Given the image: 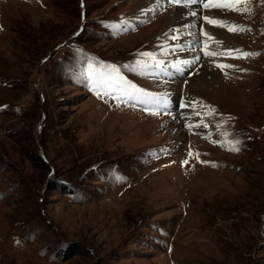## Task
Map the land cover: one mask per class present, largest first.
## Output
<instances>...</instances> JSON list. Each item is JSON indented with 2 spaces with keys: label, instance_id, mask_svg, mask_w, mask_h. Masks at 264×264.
I'll use <instances>...</instances> for the list:
<instances>
[{
  "label": "rangeland",
  "instance_id": "374dc122",
  "mask_svg": "<svg viewBox=\"0 0 264 264\" xmlns=\"http://www.w3.org/2000/svg\"><path fill=\"white\" fill-rule=\"evenodd\" d=\"M156 1L0 0V264H264V0L198 8L220 83Z\"/></svg>",
  "mask_w": 264,
  "mask_h": 264
},
{
  "label": "bare ground",
  "instance_id": "6f19581e",
  "mask_svg": "<svg viewBox=\"0 0 264 264\" xmlns=\"http://www.w3.org/2000/svg\"><path fill=\"white\" fill-rule=\"evenodd\" d=\"M157 1H159V0H157ZM215 1H217V0H215ZM152 9H154V7L148 8V9H147V7H145V11H147V12L149 10H152ZM210 12H211V10H207V11L202 12L197 7H195L192 10L191 9L188 10V7L187 8L186 7L180 8V7H176V5H175V7L170 6L168 12L160 19L158 26H162V29L165 28V35L166 34L171 35L169 43L167 44V47H168L167 52H173V55L176 54V56H172L173 61L170 62L171 64L169 63L166 66L167 68L164 70V73L168 74V72H170V69L176 70V68H178L177 70H180V69H185L187 67L186 72H182V73L186 74L188 70L191 71V69H192V68L190 69V63H191V65L194 66V68L199 67L201 65L199 70H201V69L204 70L205 75H203V77L207 82L217 83L219 81V83H220V81L223 78L221 77V75L219 74L218 71H214L213 69H210L208 67H204V66H206V64H203L204 62H202L198 65L199 61L197 60L198 59L197 57L200 56L201 53L197 49L195 51H187V48H186V47H188L187 45H190L193 42H199L198 39H196V31L200 26H202L204 24V22L206 20L210 19L209 15L204 16V14H210L211 16H212V14H214V13H210ZM144 17H145V14H144ZM161 21H163V22L161 23ZM211 31L214 32L215 30L212 28ZM181 35H183V36H181ZM174 38H175V41H173ZM222 44L224 45V43H222ZM182 46H184V47H182ZM218 56H217V58H218ZM182 58H188L192 62H190V63H187L189 61L182 62ZM177 73H179V72H177ZM181 84H183V83H181Z\"/></svg>",
  "mask_w": 264,
  "mask_h": 264
},
{
  "label": "trees",
  "instance_id": "16d2710c",
  "mask_svg": "<svg viewBox=\"0 0 264 264\" xmlns=\"http://www.w3.org/2000/svg\"><path fill=\"white\" fill-rule=\"evenodd\" d=\"M65 252L67 253V250H65V251H64V253H63V256H65V255H66V253H65Z\"/></svg>",
  "mask_w": 264,
  "mask_h": 264
}]
</instances>
